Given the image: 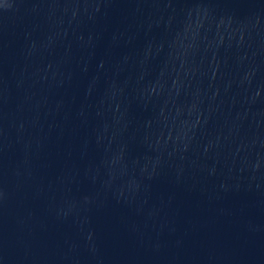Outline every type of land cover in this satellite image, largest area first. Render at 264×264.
Wrapping results in <instances>:
<instances>
[{
    "label": "water",
    "instance_id": "95a60500",
    "mask_svg": "<svg viewBox=\"0 0 264 264\" xmlns=\"http://www.w3.org/2000/svg\"><path fill=\"white\" fill-rule=\"evenodd\" d=\"M0 264H264V0H0Z\"/></svg>",
    "mask_w": 264,
    "mask_h": 264
}]
</instances>
